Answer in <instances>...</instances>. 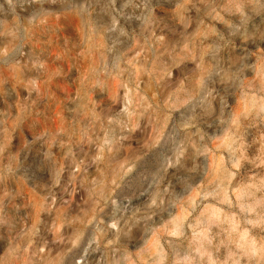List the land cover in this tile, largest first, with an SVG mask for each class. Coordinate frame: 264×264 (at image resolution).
Segmentation results:
<instances>
[{"label":"rangeland","instance_id":"obj_1","mask_svg":"<svg viewBox=\"0 0 264 264\" xmlns=\"http://www.w3.org/2000/svg\"><path fill=\"white\" fill-rule=\"evenodd\" d=\"M0 264H264V0H0Z\"/></svg>","mask_w":264,"mask_h":264}]
</instances>
